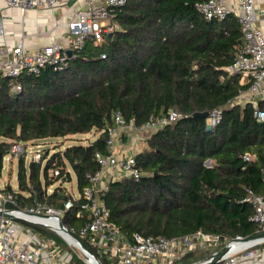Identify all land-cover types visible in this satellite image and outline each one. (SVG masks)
I'll use <instances>...</instances> for the list:
<instances>
[{
    "label": "trees",
    "instance_id": "16d2710c",
    "mask_svg": "<svg viewBox=\"0 0 264 264\" xmlns=\"http://www.w3.org/2000/svg\"><path fill=\"white\" fill-rule=\"evenodd\" d=\"M199 1L128 0L114 13L116 29L100 41L88 39L63 70L47 66L40 74H23L19 94L12 90L15 81L0 73V172L14 139L28 142L97 129L96 139L69 145L59 157L62 166L75 171L82 190L86 174L100 167L96 152H107L105 128L116 110L141 125L151 115L178 108L184 116L152 132L137 153L144 175L110 184L103 198L111 219L126 233L145 236L198 230L254 234L253 207L242 200L247 187L264 193V121L256 120L252 103L229 104L248 87L226 70L243 45L235 15L207 20L198 11ZM259 106L264 109L263 100ZM218 107L223 118L214 127L209 117L195 114ZM246 152L256 159L245 161ZM46 173L42 163L31 161L27 169L19 159L18 182L33 191L25 202L62 206L67 196L60 187L46 195ZM77 209L63 218L76 233L85 221ZM75 262L86 264L77 256Z\"/></svg>",
    "mask_w": 264,
    "mask_h": 264
},
{
    "label": "built area",
    "instance_id": "2783aa9c",
    "mask_svg": "<svg viewBox=\"0 0 264 264\" xmlns=\"http://www.w3.org/2000/svg\"><path fill=\"white\" fill-rule=\"evenodd\" d=\"M127 2L128 0H0V73L15 81L12 89L19 94L23 89L19 78L23 74L37 75L47 66L63 70L68 59L74 57L88 39L100 41L105 33L118 27L115 22L108 26L106 20L113 19L115 11L124 7ZM2 4L6 8L16 9L19 16V41L15 45L10 43L6 26V18L16 21L15 16L11 14L7 17L3 13ZM197 8L207 20H223L230 14L235 15L240 25L243 45L226 70L228 75H239L243 83L248 85L247 90L252 93L248 101L254 105V117L263 122L264 109L259 106V102L264 100V0H201L197 3ZM32 10L51 14L52 27L29 33L26 29L29 19L27 12ZM58 11H61V17L57 16ZM58 31V38L48 43L30 41V37H51L55 34L52 32ZM69 49L73 50L71 56L68 54ZM102 56L105 57V54ZM243 92L241 90L239 96L229 104L242 103ZM183 116L180 109L171 108L166 114L151 115L147 121L137 125L133 118L128 120L121 110H116L111 123L105 128L107 152H96L95 159L100 167L97 171L86 174L88 185L79 189L78 193L64 187L72 178V167L60 164L59 157L66 148L54 149L52 154L48 148L33 152V161L42 163V166L46 161V179L50 180L49 185H44L46 195L54 193L60 187L67 198L61 201L62 206L40 199L28 204L25 200L33 195V191L21 187L19 182L16 187L9 182H0V264H76L75 256L86 264H203L224 246H228V251L216 264H264V236L246 240L248 236L264 233V193H258L251 187L246 188V196L242 201L252 205L253 213L249 220L257 225V229L248 236H228L202 230L173 237L128 234L111 219L110 209L103 198L110 184L122 178L139 180L144 175L136 161L139 140L146 133L150 135ZM222 118V108H213L209 112L208 125L214 127ZM93 131L95 137L89 138L87 144L101 133L97 129ZM125 132H130L135 142L132 149L126 152L120 145ZM38 141L40 140L12 141L4 160H9L12 156L24 159L28 155V144ZM37 146L40 147L41 144L38 143ZM255 159L256 154L252 152L244 154L247 162ZM76 205L77 216L85 219L78 233L74 227L70 228L63 222L66 213ZM61 221L86 243L98 262L77 240L79 248H76L81 255L71 250L73 245L61 233L64 231L60 227ZM34 227L53 230L63 241H57ZM211 247L216 249L205 258L189 260L191 256H197Z\"/></svg>",
    "mask_w": 264,
    "mask_h": 264
},
{
    "label": "rangeland",
    "instance_id": "374dc122",
    "mask_svg": "<svg viewBox=\"0 0 264 264\" xmlns=\"http://www.w3.org/2000/svg\"><path fill=\"white\" fill-rule=\"evenodd\" d=\"M34 10L32 11H28L27 14H31L33 13ZM37 16H42V13L38 12L37 13ZM57 16L58 17H61V11H58L57 12ZM36 23H39L40 20H35ZM107 22V25H111V23L114 22L113 19H107L106 20ZM48 24H45L44 28L42 27L41 30H47L49 29L50 26L49 22H47ZM108 25V26H109ZM108 26H106V28H108ZM62 30V29H60ZM52 33H58L59 35V31L58 32H52ZM13 90V89H12ZM95 137V132L94 131H91L89 133H85V134H75V135H70V136H67V137H58V138H46L44 140H40L36 143H29L28 144V155L24 158L25 160V165L28 169L29 167V163L31 161H33V158H32V153L35 152V151H39L41 148H48L50 149V154H52L53 150H57L58 148H61V149H65L67 146L69 145H72V144H75V143H88L89 142V138L90 139H93ZM3 137H0V141H2ZM15 140H18L19 139H14L12 141H15ZM41 144L40 147H38L37 145ZM45 162H43V167L45 165ZM18 172H19V158L17 156H12L11 159H5L4 160V168L3 170L0 172V182L1 183H10L13 187H16L18 185ZM71 179L69 180L68 183L65 184L64 187H69L70 189H72L75 193H78L79 192V188L77 186V176H76V173L75 171L72 169L71 171ZM43 181L44 178L42 179ZM50 181V180H49ZM55 185L57 186V182L55 183ZM25 225L27 226H31L30 224L28 223H25ZM35 229L41 231V232H46L49 236H51L53 239L57 240V241H63V239L61 238L60 235H58L55 231L53 230H50V229H44L42 227H34ZM214 249L216 248H208V249H205V251H203L202 253L203 254H209V252H213ZM71 250H75L78 254H80V252L78 251V249L74 246H71ZM74 252V251H73ZM200 253L197 257H194L195 259H200V258H203L204 255ZM81 255V254H80Z\"/></svg>",
    "mask_w": 264,
    "mask_h": 264
},
{
    "label": "crops",
    "instance_id": "0c3cea01",
    "mask_svg": "<svg viewBox=\"0 0 264 264\" xmlns=\"http://www.w3.org/2000/svg\"><path fill=\"white\" fill-rule=\"evenodd\" d=\"M3 7V13L8 17L11 14L15 16V20L16 21H11L10 19L6 18V26H7V30H8V38L10 40V43L12 45H15L17 43V41H19V33H20V22H19V16L17 14L16 9H9L6 8L4 4H2ZM40 12L41 11H37ZM37 12H33L31 14H29V19L26 22V29L29 31V33H33L35 32L37 29H41L42 27L44 28L45 24H48L47 22H49L50 26L53 23V18L51 17V14H47V13H42V16H37ZM36 15V16H35ZM35 20H40L39 23H36ZM58 38V34H53L51 37H42V38H36V37H30V41L32 42H40V43H48L53 39H57ZM241 83H243V80L241 79ZM243 101L242 105H245L247 103H249L248 99L250 97H252V93H250V91H248L247 89H243ZM264 101V100H263ZM146 135V136H145ZM141 139L139 140V149L137 150L138 152L142 151L143 148L147 145V138L149 137V134L146 133ZM146 137V138H145ZM83 143V142H82ZM134 138H132V134L130 132H125L123 135V140L121 145V149L126 152L129 149H132L133 145H134ZM83 144H87V143H83ZM206 165L210 166L211 165V161L209 164H207L206 161Z\"/></svg>",
    "mask_w": 264,
    "mask_h": 264
},
{
    "label": "water",
    "instance_id": "95a60500",
    "mask_svg": "<svg viewBox=\"0 0 264 264\" xmlns=\"http://www.w3.org/2000/svg\"><path fill=\"white\" fill-rule=\"evenodd\" d=\"M68 54L71 56L73 54V50L69 49ZM195 114L200 115V116L209 117V110L199 111V112H196ZM209 163H210V160L207 161V164H209ZM60 227L62 230L69 232L73 236V238L78 241V243L82 246V248L85 249L86 251L90 252L93 259L96 262H98L97 258L93 255L90 248L86 245V243L76 233H74L72 230L68 229L62 221L60 222ZM260 236H264V233L248 236V237H246V240L254 239V238H257ZM227 251H228V246H224L219 251L212 254L210 257L211 259L208 262L203 263V264H216Z\"/></svg>",
    "mask_w": 264,
    "mask_h": 264
},
{
    "label": "bare ground",
    "instance_id": "6f19581e",
    "mask_svg": "<svg viewBox=\"0 0 264 264\" xmlns=\"http://www.w3.org/2000/svg\"><path fill=\"white\" fill-rule=\"evenodd\" d=\"M61 233H62V235L67 239V241H68L71 245H73V246L79 248L77 241L73 238V236H72L69 232H67V231H61ZM83 255H84V254H83ZM84 256H85V255H84ZM89 264H93V263L89 262Z\"/></svg>",
    "mask_w": 264,
    "mask_h": 264
}]
</instances>
